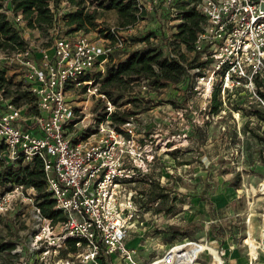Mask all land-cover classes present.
Masks as SVG:
<instances>
[{"label": "built area", "instance_id": "1", "mask_svg": "<svg viewBox=\"0 0 264 264\" xmlns=\"http://www.w3.org/2000/svg\"><path fill=\"white\" fill-rule=\"evenodd\" d=\"M138 1L141 10H148L143 0ZM174 1L164 0V5L176 17L177 30L182 18ZM51 6L55 11L53 2ZM196 7L206 22L192 51L198 63H204V67L192 68L197 73L194 87L207 90L210 102L215 87L220 89L224 102L226 95L244 87L252 94L251 102L264 108L256 81L264 84V0H197ZM55 12L61 17L64 11ZM21 18L19 13L17 19ZM78 32L73 36L57 33L51 53L45 50L42 57L35 56L29 46L11 54L0 50V72L4 71L14 89L31 97L30 101H17L14 93L6 94L5 85L0 88V143L4 145L1 156L7 162L39 158L54 207L63 211L64 218L55 222L44 216L37 189L21 183L0 191V217L12 208L14 200L32 202L41 224L34 234L36 241L47 238L66 264H103L102 255L109 256L110 264L116 256L126 264H198L203 254L209 257V264H228L220 248L213 251L203 246L208 240L185 236L168 243L165 250L147 260H142L140 248L128 244L136 222L162 201L161 197L148 200L151 183L156 181L167 190L158 171H152L159 153L152 144L153 132L139 129L134 115L119 125L113 124L115 106L100 92L94 74L99 69L104 71L103 64L108 62L112 49ZM150 40L153 42V36ZM123 44L122 39L116 43ZM182 48L186 51L185 45ZM8 61L15 64L14 68L4 64ZM10 70L17 80L9 77ZM139 87L147 90L155 86L150 79H142ZM259 87L264 90V85ZM82 89L108 99L104 112L86 115L85 106L70 97L71 91ZM140 182L149 187L139 188ZM261 188L264 192V185ZM255 216V212H248L243 238L252 261L264 252V236L256 237ZM260 218L262 230L264 211ZM56 228L60 229L58 233ZM68 238L76 240L79 250L64 257L62 251ZM16 251L21 253L18 244L13 252Z\"/></svg>", "mask_w": 264, "mask_h": 264}, {"label": "rangeland", "instance_id": "2", "mask_svg": "<svg viewBox=\"0 0 264 264\" xmlns=\"http://www.w3.org/2000/svg\"><path fill=\"white\" fill-rule=\"evenodd\" d=\"M143 1L148 7L146 16L135 24H124L117 9L99 6L96 0H86L87 7L96 12L97 26L78 33L109 45L112 53L116 52L115 46L107 35L113 31L124 43L118 46L117 52L142 47L145 43L141 37L148 33L154 35V44L168 49L171 43L176 51L180 50L173 45L176 17L166 8L164 0ZM187 1L189 7L193 6L194 0ZM60 9L68 12L75 6L62 1ZM7 12L37 57H42L45 50L51 53L58 30L75 35L62 20L58 21L56 30H53L54 27L32 28L23 15L20 20L17 19L19 13L13 8ZM4 64L10 69L15 66L11 61ZM106 65L107 62L103 64L104 71L99 69L104 73L102 78L98 76L99 70L94 72L100 85L107 75ZM195 72L191 70L194 85ZM8 75L17 80L12 70ZM187 78L186 75L185 82ZM185 82L174 88L166 86L147 90L135 85L132 93L141 91L139 95L143 101L140 104L130 102V92H126L116 105L112 102L113 109L131 112L138 121L139 129L153 132L152 144L159 154L152 171H158L156 173L167 187L164 191L169 194L168 199L162 200L136 222L128 242L135 241L133 244L140 248V254L153 258L165 250L168 243L188 236L208 240L203 242V246H209L213 251L220 248L230 262L232 255L237 253L236 249L247 255L248 249L241 243H244L248 212L256 213V224L262 222L264 140L261 137L264 136V122L247 114L246 108L250 105L258 108L259 105L256 101L251 102L252 94L246 88L238 87L230 96L226 95L220 110L213 113L208 91L201 87L191 88ZM119 92L116 90L113 96L116 97ZM70 94L76 104L85 106L89 117L99 115L108 106L109 98L85 93L83 89ZM138 186L141 189L149 187L144 182ZM13 203L12 208L0 217V240L18 242L21 253L11 260L7 251L0 252V264H11V261L15 264H66L47 238L36 241L34 234L41 224L33 203L20 198ZM58 230L56 228L55 232L58 233ZM261 234L264 236V229ZM234 244L236 248L232 249ZM38 248L39 253H35ZM252 251L256 252L254 246ZM203 257L198 264H209V257L205 254ZM113 261V264H126L118 256Z\"/></svg>", "mask_w": 264, "mask_h": 264}, {"label": "trees", "instance_id": "3", "mask_svg": "<svg viewBox=\"0 0 264 264\" xmlns=\"http://www.w3.org/2000/svg\"><path fill=\"white\" fill-rule=\"evenodd\" d=\"M62 1H68L75 6L74 10L63 12L59 17L55 11L60 9ZM189 1V0H188ZM187 1V2H188ZM51 2H53L54 9H52ZM99 6L106 8H115L118 10L122 22L124 24H135L148 13L146 8H140L138 0H96ZM197 0H194L193 6L189 7L186 0H175L174 5L179 11V17L182 22L178 24V28L174 33L175 48L170 43L168 51L163 47L154 44L150 41L154 36L152 33L143 35L142 42L146 45L136 49L119 50L117 41L120 39L115 31L108 33L113 46H115V53H110L106 65L107 75L101 81L99 87L100 92L105 93L109 99L115 103L124 97L126 92H130L129 100L135 104H140L143 98L140 97L141 91H134L135 85L139 86L142 79H150L151 83L157 88L170 86L172 88L178 87L180 83L186 81L187 85L192 88L194 82L192 81L194 74L191 73L192 68L204 67V63H198L197 55H192L195 48V40L198 32L202 30L206 17L196 7ZM189 3V2H188ZM13 8L16 13H22L23 19L27 20L29 27L35 28H50L56 26L59 20L66 23L73 32L81 31L82 29L89 31L90 27L95 28L96 12L87 7L86 0H0V50L11 54L15 51L25 50L29 44L27 39L21 34L9 18L7 10ZM166 12V11H165ZM61 33L59 30L56 32ZM67 32L64 34H69ZM55 34V36H56ZM157 36V34H156ZM185 45L186 51L182 48ZM176 52L178 57L172 56L171 51ZM104 73L99 72L98 76L102 78ZM257 81V90L264 98V90L259 86L264 85L262 81ZM5 85V92L7 95H14L17 101H30L27 92H22L19 89L13 88V82L6 79L4 71L0 72V88ZM121 91L116 97L113 96L115 91ZM220 89L215 87L212 93L211 109L213 113L220 110L223 100L221 99ZM259 105V104H258ZM247 114L256 116L264 122V108L260 105L258 108L249 106ZM131 112L114 109L111 117L113 124L119 125L131 116ZM264 140V136L261 137ZM4 145L0 143V191L4 188H10L14 183L25 184L26 186H34L38 192V204L44 216L53 219L55 222L64 218V213L61 209L55 208L54 199L51 192L47 189V177L42 161L35 157L31 160L24 161L17 159L7 162L1 156V151ZM165 187H161L159 183L153 181L147 189L148 200L152 201L161 197L162 200L168 199L169 194L166 193ZM18 242L13 240H0V252L7 251L13 257L18 256L19 251L13 252L17 247ZM79 247L74 238L67 239V247L63 249L62 255L68 256L70 252L76 253ZM103 264H110L109 256L102 255ZM11 264H15L11 261Z\"/></svg>", "mask_w": 264, "mask_h": 264}, {"label": "crops", "instance_id": "4", "mask_svg": "<svg viewBox=\"0 0 264 264\" xmlns=\"http://www.w3.org/2000/svg\"><path fill=\"white\" fill-rule=\"evenodd\" d=\"M261 231H262L261 230V223L260 224L258 223L256 226V237H257V239H259V237L261 235ZM133 242H135V241H131V243L128 242V244L130 246H136L133 244ZM241 245L245 246L246 249H248L246 244L241 243ZM234 248H236V244H234V246H232V249H234ZM236 250H237V253L232 255V258H231L230 262H228V264H264V252L263 251L259 252L257 260L252 261L250 259L248 251H247V255L245 256V255H242L238 249H236ZM141 256H142L141 257L142 260L148 259V258H145L146 257L145 255L141 254Z\"/></svg>", "mask_w": 264, "mask_h": 264}, {"label": "bare ground", "instance_id": "5", "mask_svg": "<svg viewBox=\"0 0 264 264\" xmlns=\"http://www.w3.org/2000/svg\"><path fill=\"white\" fill-rule=\"evenodd\" d=\"M237 114H239V113H237Z\"/></svg>", "mask_w": 264, "mask_h": 264}]
</instances>
